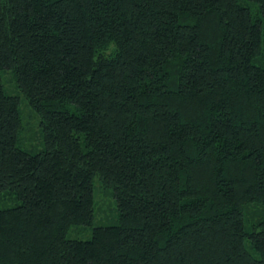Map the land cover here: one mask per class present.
I'll return each instance as SVG.
<instances>
[{
  "label": "trees",
  "instance_id": "16d2710c",
  "mask_svg": "<svg viewBox=\"0 0 264 264\" xmlns=\"http://www.w3.org/2000/svg\"><path fill=\"white\" fill-rule=\"evenodd\" d=\"M0 264H264V0H0Z\"/></svg>",
  "mask_w": 264,
  "mask_h": 264
},
{
  "label": "rangeland",
  "instance_id": "374dc122",
  "mask_svg": "<svg viewBox=\"0 0 264 264\" xmlns=\"http://www.w3.org/2000/svg\"><path fill=\"white\" fill-rule=\"evenodd\" d=\"M3 78L5 88L13 93L14 87L11 83L9 75L6 74ZM19 108L23 124L21 138L19 137L20 146L29 152H37L43 146L38 116L28 106L25 99L21 95H19ZM96 179L97 178H94L92 182L95 202L92 223L88 226L80 224L70 225L65 233L67 238L86 240L90 237L92 226L108 224L115 221L111 220L113 215H116L113 198H110L108 192H104L102 189L97 188L98 181ZM100 220L103 221L100 222Z\"/></svg>",
  "mask_w": 264,
  "mask_h": 264
}]
</instances>
